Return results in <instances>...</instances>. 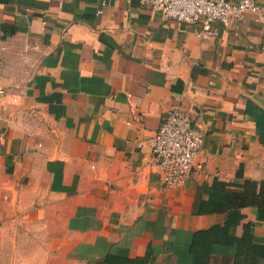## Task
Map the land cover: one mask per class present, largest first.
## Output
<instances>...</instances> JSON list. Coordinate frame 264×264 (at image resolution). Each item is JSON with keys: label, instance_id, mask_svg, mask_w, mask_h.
I'll return each mask as SVG.
<instances>
[{"label": "crops", "instance_id": "1", "mask_svg": "<svg viewBox=\"0 0 264 264\" xmlns=\"http://www.w3.org/2000/svg\"><path fill=\"white\" fill-rule=\"evenodd\" d=\"M256 1L262 14L203 38L144 0H0V254L34 235L38 264H199L195 232L228 219L198 212L215 182L243 198L264 182ZM177 106L205 142L192 178L168 188L148 141ZM258 210L241 207L232 234L253 227L262 254L216 241L204 264H264Z\"/></svg>", "mask_w": 264, "mask_h": 264}, {"label": "built area", "instance_id": "2", "mask_svg": "<svg viewBox=\"0 0 264 264\" xmlns=\"http://www.w3.org/2000/svg\"><path fill=\"white\" fill-rule=\"evenodd\" d=\"M144 1L160 11L166 19L198 26L197 32L203 38L217 35V23L227 25L231 20H243L247 13H263L256 0ZM204 142V132L194 126L187 111L177 106L168 113L157 133L148 141L166 187H183L192 178L194 163Z\"/></svg>", "mask_w": 264, "mask_h": 264}, {"label": "trees", "instance_id": "3", "mask_svg": "<svg viewBox=\"0 0 264 264\" xmlns=\"http://www.w3.org/2000/svg\"><path fill=\"white\" fill-rule=\"evenodd\" d=\"M252 113L257 121L261 140L264 144V112L252 109ZM259 184L261 186V191L257 194L256 188ZM214 187L215 201L207 204L201 203L198 212L205 213L209 210L210 212L228 213V219L222 226L217 225L208 230L195 232L190 249L194 255L196 263L204 264L205 261L208 260L210 256V248L216 243V241L226 244L238 243L239 255H261L263 252L262 248L252 245L253 227L250 226L245 230L243 238H237L232 233L240 224L242 218L240 212L241 207L245 204L252 203L253 199H255V205L259 206V217L264 219V182L258 183L247 180L245 182L244 192L247 197L245 198H243L244 196L240 192H230L226 190V184L215 182ZM241 197L243 198V201H241ZM235 200L236 202H234ZM260 200H262V202ZM247 247L248 249L245 250L244 248Z\"/></svg>", "mask_w": 264, "mask_h": 264}, {"label": "rangeland", "instance_id": "4", "mask_svg": "<svg viewBox=\"0 0 264 264\" xmlns=\"http://www.w3.org/2000/svg\"><path fill=\"white\" fill-rule=\"evenodd\" d=\"M3 242L0 264H38L40 260L47 258L45 255L38 254L41 241L34 235H30L29 238L18 236ZM22 249L30 253L22 254Z\"/></svg>", "mask_w": 264, "mask_h": 264}]
</instances>
